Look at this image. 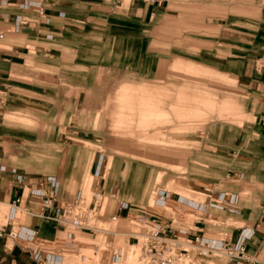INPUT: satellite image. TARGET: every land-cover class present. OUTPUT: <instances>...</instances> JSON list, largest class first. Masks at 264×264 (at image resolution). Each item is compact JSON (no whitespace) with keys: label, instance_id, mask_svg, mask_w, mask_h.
Wrapping results in <instances>:
<instances>
[{"label":"rangeland","instance_id":"1","mask_svg":"<svg viewBox=\"0 0 264 264\" xmlns=\"http://www.w3.org/2000/svg\"><path fill=\"white\" fill-rule=\"evenodd\" d=\"M147 3L157 11L143 19ZM40 11L64 14L63 29H30ZM0 32V46L29 39L19 42L33 50L46 44L45 38L53 39L49 45L66 74L95 68L97 109L80 112V133L87 136L78 139L84 154L96 149L106 155L99 159L105 170L90 188L85 175L80 186L70 181L64 187L74 200L72 213L94 193L100 210L89 213L85 223L94 233L81 234L60 218L47 221L53 227L50 236L56 234L52 240L67 242L58 248L61 264L105 262L106 230L114 231L115 246H125L126 252L129 232L139 230L144 216L172 222L179 230L200 226L197 210L176 202L177 196L207 207L210 216L199 212L210 231L246 226L244 210L252 219L251 213L264 210L256 206L264 204V134L246 83L235 76L234 57L240 51L264 54V0H0ZM60 50L66 52L60 56ZM56 106L50 101L43 120L37 109L31 119L18 112L11 117L18 125L1 129L17 141L8 144L13 151L8 169L31 177L65 171L69 159L59 157L66 147L57 139L69 111ZM28 135L34 142L26 145ZM28 150L34 158H27ZM42 157L48 166L38 171ZM86 164L81 161L83 171ZM122 178L125 190L119 189ZM162 194L165 206L156 205ZM120 201L127 207L113 219ZM7 213L0 205V224ZM25 216L17 212L21 222ZM69 230L76 234L74 241L66 238ZM121 264H135L129 251Z\"/></svg>","mask_w":264,"mask_h":264},{"label":"crops","instance_id":"2","mask_svg":"<svg viewBox=\"0 0 264 264\" xmlns=\"http://www.w3.org/2000/svg\"><path fill=\"white\" fill-rule=\"evenodd\" d=\"M150 7V3H147L143 19L149 11H151V16L157 11V8L153 10ZM64 21V14L50 12L45 18L35 21L30 29L38 33L39 29H45L46 32H60L64 27ZM16 23L15 19L14 24L16 25ZM44 40L46 44L33 45V50L29 48V45L24 44L29 39L16 38L11 40L8 45L0 46V132L3 128L18 125L16 119L11 118L13 115L16 117L18 112L24 113V118L31 119L33 118L31 116L33 114L32 110L37 109L42 113L40 119L43 120V117L46 119L50 101H56L58 111H69L68 122L64 126V131L60 132L62 136L57 139L58 143L63 144V148L66 147L59 157L69 160L65 171L64 168L57 170L56 173L58 174L42 173L31 177L24 172L18 173L14 169H8V167H11L9 153L13 152L8 144H16L17 141L11 139L10 135L0 133V205L8 207L6 221L0 224V264H37L24 239L26 232H34L37 240L51 241L56 234L50 236L53 233V227L47 221L60 218L61 222L64 221L66 224H70L69 222L72 219L68 212L72 206L71 202L74 200L68 197L64 186H68L70 181L76 186H80L82 176L85 175L86 178H90L88 187L90 188L91 182L101 177L105 170L99 159L105 158L106 155L100 154L96 149H92V155L84 154L80 149L83 147L80 144L81 140L78 139V137L85 139L87 136L86 133H80V112L97 109L96 98L98 92L95 68L91 66L84 67L83 72L70 69L66 74L65 64L59 57H54L52 47L49 45V41L54 40L50 38ZM19 41H24V43ZM251 42L249 43L251 44ZM58 43H62V41ZM57 45L63 47L65 44ZM64 52L66 51L60 50L57 53L61 56ZM234 57L238 63V71L235 76L246 83V91L255 110L256 123L260 128L259 132L264 134V54L255 55L240 51ZM55 63L56 67H54ZM51 89L54 91L50 94ZM6 114L10 116L8 121L5 118ZM72 137H77V139ZM24 142L27 145L33 143L34 140L28 135L24 138ZM27 158H34L31 150H28ZM82 160L87 161L84 171L81 168ZM47 166L48 161L42 157L37 162L35 169L43 171ZM47 175L55 176L59 182L57 189L48 191L49 194L58 198L56 204V209H59L58 214L48 210L41 211L38 198L31 194L37 188L38 181ZM94 183L95 185L98 184V182ZM123 183L122 178L120 190H125ZM203 189L204 191L209 190L207 188ZM95 195L96 193L89 201L86 200L83 206L86 208L92 207L95 199L98 200L99 195L94 198ZM17 198H20V203L15 210V216H17L19 210L23 211L26 214L23 222L16 218L13 221L8 220L12 212L13 202ZM179 199H183L185 202L189 201L188 198L182 196H177L174 200L178 202ZM191 201L193 202L192 208L197 210V215H200L198 217L200 220L196 222L200 223V226L196 225L191 230L186 231L176 229L172 226V222H168L172 227V230H170L171 235L191 240L196 236H202L212 247L226 244L235 245L240 238H244L245 252L248 255V259L237 261L221 253V251L214 252L210 258L203 260L201 264H264V210L259 211L257 216L255 213H251L252 216H255L253 219L250 218L251 216L246 218L247 210H244L243 218L246 226L234 228L229 232L210 231L206 229L207 224L202 218L203 215L210 216L207 207L202 203ZM217 201L220 202L221 199ZM155 203L162 206L160 197L156 199ZM118 204L116 213L121 216L124 212L121 207L123 201ZM257 205L264 207V204L261 203H256ZM214 206L230 213V211L223 210L224 205L214 204ZM79 232L87 234L91 231L79 230ZM70 234L76 236L75 232L66 231V236ZM128 242H132V240L128 239Z\"/></svg>","mask_w":264,"mask_h":264},{"label":"built area","instance_id":"3","mask_svg":"<svg viewBox=\"0 0 264 264\" xmlns=\"http://www.w3.org/2000/svg\"><path fill=\"white\" fill-rule=\"evenodd\" d=\"M41 18H45L43 11H40ZM2 33L0 32V38ZM59 182L53 175H47L41 178L37 183V188L31 192L36 196L39 201L41 211H50L59 213V209H56L58 198L55 195L48 193L51 189H57ZM160 197V204L165 206L168 200L165 194ZM178 202L193 207V202L189 200L185 202L183 199H179ZM20 203V198H17L13 202L12 212L8 217V220L13 221L15 216V210ZM99 202L95 199L92 207L86 208L72 213V210L68 212L70 217V224L78 230H88L95 232L93 227L85 225L89 219V213L92 215L97 213ZM122 209H126L127 204L123 202ZM88 209V210H87ZM118 215L113 216V219H117ZM144 222L137 231H130L127 240V251L132 257L135 264H201L203 260L208 259L214 252H220L228 257L237 261L248 259V255L245 252L244 238H240L235 245L226 244L219 247L210 246L202 236H196L194 239H187L185 237L171 235L170 230L172 227L168 222H163L158 217L148 218L144 216ZM112 238L115 236L114 231L106 230L105 245L103 247L104 252L107 254V260L99 262V264H121L123 262L125 252V246H115L113 238L107 241V236ZM73 235H68L66 238L73 240ZM27 243V247L32 251L33 258L37 264H61L62 255L58 251L59 247H63V244L67 242L64 239L59 238L52 241L37 240L34 232H26L24 237ZM98 249H100L97 246Z\"/></svg>","mask_w":264,"mask_h":264}]
</instances>
